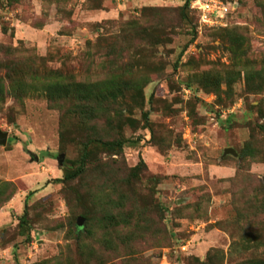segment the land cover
Wrapping results in <instances>:
<instances>
[{"label":"rangeland","instance_id":"374dc122","mask_svg":"<svg viewBox=\"0 0 264 264\" xmlns=\"http://www.w3.org/2000/svg\"><path fill=\"white\" fill-rule=\"evenodd\" d=\"M186 1L0 0V61L12 47L10 59L24 70L32 61L40 65V80L51 71L94 82L112 69L150 78L132 112L116 115L113 102V121L100 112L84 121L72 103L55 106L44 97L40 82L16 92L0 64V130L9 132L0 145V181L11 183L0 184V264H100L84 254L92 256L94 247L105 256L103 216L128 210L137 218L117 231L128 232L135 251L105 256L115 263L264 258V89L249 88L231 52L234 42L247 50L264 88V0H223L230 12L227 25L217 27L202 24L193 7L205 0L184 8ZM133 20L156 44L134 32ZM111 43L123 52L110 50ZM131 65L134 73H125ZM235 69L241 75L218 93L198 79ZM86 136L130 141L120 154L96 149L81 177L62 181ZM90 221L93 235L86 231Z\"/></svg>","mask_w":264,"mask_h":264},{"label":"trees","instance_id":"16d2710c","mask_svg":"<svg viewBox=\"0 0 264 264\" xmlns=\"http://www.w3.org/2000/svg\"><path fill=\"white\" fill-rule=\"evenodd\" d=\"M190 3L191 0H187L184 8H189ZM147 9V7L143 8L142 16L147 14L145 13ZM131 26L130 27L134 30V32L136 34H139L140 37L144 39L150 38L151 44L152 42L156 44L154 35L148 32L147 26H143L138 20L131 21ZM237 45L239 44L237 42H234V45L231 46V52L235 56L236 64H238L239 67L242 66V68L245 70L246 80L249 88H253L254 91H262L264 89L262 86V72L254 69L253 61L247 55V50ZM116 46V43H111L110 50L123 52V49L117 50ZM14 50L15 49H13L12 47H9L6 51H4V58L1 59L0 64L1 67L6 71L5 77L11 83L17 85L15 91L18 93L22 91L25 92L27 91L28 86L35 85L37 82H40V90L44 97L48 98L49 101H51L55 106H62L64 105V103H72V110L80 113L83 116L84 121L98 118L100 116L99 112L101 113V115H105L108 120L113 121L111 110H108V108L111 106V103L113 102L117 103L118 106H120H117L115 110H113L116 115L125 114V109H127L129 112H132L134 106L143 104V100L145 97L144 88L150 82V78L148 75L142 74L139 77L126 76L127 74L125 75L122 72L117 73L112 69L106 78H99L94 82H76L74 79L72 81L64 79L63 76L59 73L54 76L50 71L47 75L44 76L45 80H40L39 78L41 77L40 75H38L40 65L36 67V62L32 61V66H29L26 70H24L18 58L10 59V54ZM115 63L116 59L111 60V64L114 65ZM133 66L134 65H131V67L125 69L124 72L133 74ZM241 73L242 72L240 69H235L224 76L203 73L198 79L201 80L202 86L205 89H212L213 91H216L218 93L223 82H226L227 85L230 86L234 82L235 77H239ZM26 75H30L33 83L30 84L26 82ZM4 83L5 82L3 78L0 77V103L4 99ZM94 105H96L97 107H93ZM260 127L264 130V125H261ZM129 141L121 138L104 140L98 137L86 136L85 139H82L80 141L82 149L79 158L71 161V166H69V168L66 170L63 178L60 179L62 181H72L81 177L88 169L89 164L94 162L92 155L96 149L107 151L111 154H120ZM137 169L138 167H135L132 170V175L134 177H137V173H135ZM0 182H2L0 184L6 187H10L11 185V183L8 181ZM121 206H123L122 202ZM143 210H139L140 212L138 213V218L142 217ZM85 215L88 216L91 221L93 220V217L91 215L89 216L88 213H85ZM136 216L137 214H135V212L132 210L122 212V214H120L119 216L113 213L105 214L103 216L101 222L103 223V226H105V232L103 233L104 235L99 239V243L103 247L102 251L103 254L105 253V256L107 254H114L116 256L113 258H117L124 252L126 254L122 256L133 254L135 250L131 245L133 241L131 240V236L128 234V232H122L121 234L117 231V229L120 231L127 229V226L132 224L134 219L137 218ZM91 221L90 223H88L86 231L87 233L93 235L94 231L91 228ZM28 226L29 219L28 210L26 208L24 214L20 217V227L24 231H26ZM113 232L116 233V236L118 238L113 235ZM92 249L94 253L92 254V256L87 255V253L84 254V261L88 262L92 259H96L100 262V264H127L115 263L116 261L113 262V260L109 259L110 256L105 257L99 254L96 255L98 250L94 247H92ZM41 264L51 263L46 261ZM55 264L64 263L56 262ZM131 264H138V262H134ZM244 264H264V258H250L247 259Z\"/></svg>","mask_w":264,"mask_h":264},{"label":"built area","instance_id":"2783aa9c","mask_svg":"<svg viewBox=\"0 0 264 264\" xmlns=\"http://www.w3.org/2000/svg\"><path fill=\"white\" fill-rule=\"evenodd\" d=\"M193 7L198 10L201 23L208 26H226L230 7L223 0L197 1Z\"/></svg>","mask_w":264,"mask_h":264},{"label":"water","instance_id":"95a60500","mask_svg":"<svg viewBox=\"0 0 264 264\" xmlns=\"http://www.w3.org/2000/svg\"><path fill=\"white\" fill-rule=\"evenodd\" d=\"M9 140V132L0 130V145H6ZM225 153L228 154H234L237 155V152L233 148H227L225 149ZM84 218H80V223H83Z\"/></svg>","mask_w":264,"mask_h":264}]
</instances>
